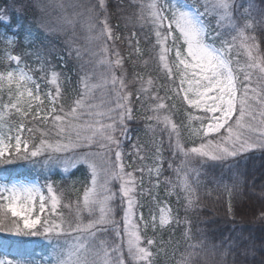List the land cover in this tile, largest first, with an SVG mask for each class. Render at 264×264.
Instances as JSON below:
<instances>
[{
	"label": "snow or ice",
	"instance_id": "1",
	"mask_svg": "<svg viewBox=\"0 0 264 264\" xmlns=\"http://www.w3.org/2000/svg\"><path fill=\"white\" fill-rule=\"evenodd\" d=\"M33 6L41 13L54 6L72 29L64 43L77 64V95L64 104L71 78L43 51L28 53L32 63L14 54L19 28L12 6L0 8V264H162L179 228L188 243L175 264H210L218 253V264H226L234 249L254 254L242 238L223 251L194 240L191 221L169 198L183 199L185 212L198 206L200 170L193 161L226 162L264 150V0H129V19L139 23L148 46L143 64H157V76L134 72L131 78L126 61L135 68L144 49L137 31L113 23L108 0H34ZM77 23L86 45L78 43ZM173 99L184 109L179 121L176 105L168 103ZM137 104L151 113L144 118L148 128L162 126L167 136V168L160 145L124 151ZM145 152L153 153L152 163L132 168V157L149 159ZM21 162L35 178L8 168ZM81 168L82 194L66 198L50 176ZM233 264L244 261L234 256Z\"/></svg>",
	"mask_w": 264,
	"mask_h": 264
},
{
	"label": "trees",
	"instance_id": "2",
	"mask_svg": "<svg viewBox=\"0 0 264 264\" xmlns=\"http://www.w3.org/2000/svg\"><path fill=\"white\" fill-rule=\"evenodd\" d=\"M42 2L48 4L49 0H42ZM128 2L129 0H108L109 10L114 14L113 23H119L121 30L127 24L129 29L137 31L141 39V48L144 49V56L137 58L138 63L135 68H133L130 61H126L129 78L134 72H141L145 77L148 74L155 77L157 76L156 62L149 60L147 66L143 64V60L148 59V46L143 39L144 32L141 31L139 23L134 17L129 19L133 9L126 6ZM33 4L34 0H0V8L12 6L13 23L15 27L19 28V43L15 49L20 50V53L29 63L33 62V57L28 53L36 49L46 53L52 64L56 63L54 59L56 53L67 54L64 41L59 42L61 36L53 30L49 31L54 26H59V11L55 7H48L45 13H41ZM117 4H122V7L117 9ZM257 4H259V0H257ZM23 6L26 8H23ZM117 15L120 17L119 20H117ZM41 21H43V26H41ZM144 31H147V29L145 28ZM124 34L128 35L127 32H124ZM262 49H264V45H262ZM121 50L122 54L127 56L128 48L125 45H121ZM74 62L73 59H67V66L64 68H60L56 64L58 71H62L71 78V83L64 82V104L66 106L70 105L77 95V77L75 73L77 64ZM168 103L176 105V115L173 119L179 121L180 117L184 115V109L181 107L179 99H173ZM146 107L147 105L141 107L137 104L134 113L135 118L128 122L129 141H123V145L128 146L127 152L133 151L131 149L133 140L138 136L141 137L139 134L146 129L148 122L144 118L146 115L151 114L145 111ZM161 127H156V130L160 132L162 137L166 138L163 139L165 141L163 156L165 160L164 167L167 168L170 151L167 136L161 131ZM183 135L184 142L192 146V140L188 138L186 133ZM156 136L161 138L159 134H156ZM125 159L128 161L129 157L126 156ZM192 166L200 170L197 193L199 196L198 206L185 212L183 199L177 202L175 195L169 199L172 207L178 209L180 217L183 219L187 216L191 221L194 240L204 238L209 245H218L219 251H223L231 242L242 238L241 246H252L254 254L244 257L239 255V249H234L225 258L226 264H233L234 256H236L237 261L243 260L244 264H262L264 262V220L259 217L261 212L264 211V150L250 151L226 162L209 161L201 164L198 161H193ZM8 168L21 175H37L24 162L10 165ZM165 175L171 176L173 174L167 171ZM50 179L57 188L64 190L66 198L75 199L82 194L86 174L84 169L81 168L79 171L70 172L67 175H51ZM160 192H165L163 185H161ZM229 205L231 211H229ZM182 231L183 228L176 230L173 243L167 248V256L161 257L162 264H175V260L179 259V252L185 250L188 242L184 240ZM3 238L4 235L0 234V239ZM167 238V234H165V239ZM177 241L179 242V251L173 258V249L177 247ZM42 244L43 242H41V246ZM36 250L40 251L41 248L38 247ZM208 260L210 264H218L220 260L219 253L215 257L209 256Z\"/></svg>",
	"mask_w": 264,
	"mask_h": 264
},
{
	"label": "rangeland",
	"instance_id": "3",
	"mask_svg": "<svg viewBox=\"0 0 264 264\" xmlns=\"http://www.w3.org/2000/svg\"><path fill=\"white\" fill-rule=\"evenodd\" d=\"M152 132H155V129H149L148 126H146V134H147V136H146V138L139 145L146 146V147H149V148L152 147V144H156L157 145L158 141L153 136V134H151ZM150 143H152L151 146H149ZM143 154L146 155L147 157H149V159L141 162V161H139V160H137V159L134 158V160H137V164L134 165L135 168L141 166V164H151L152 163L151 157H152L153 153L152 152H145ZM147 187H148V185H147V181H146L145 188L147 189ZM142 202L145 203V204H147V199L146 198L143 199ZM146 209H147V207H145L143 209L145 215H147V210Z\"/></svg>",
	"mask_w": 264,
	"mask_h": 264
}]
</instances>
